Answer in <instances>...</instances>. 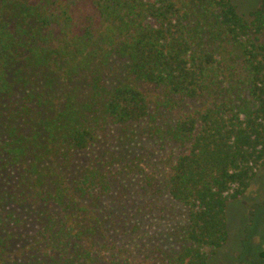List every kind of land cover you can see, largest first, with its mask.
<instances>
[{
  "label": "trees",
  "instance_id": "obj_1",
  "mask_svg": "<svg viewBox=\"0 0 264 264\" xmlns=\"http://www.w3.org/2000/svg\"><path fill=\"white\" fill-rule=\"evenodd\" d=\"M237 6L0 0V264H132L149 239L153 264H206L227 245V205L264 168V0Z\"/></svg>",
  "mask_w": 264,
  "mask_h": 264
},
{
  "label": "rangeland",
  "instance_id": "obj_2",
  "mask_svg": "<svg viewBox=\"0 0 264 264\" xmlns=\"http://www.w3.org/2000/svg\"><path fill=\"white\" fill-rule=\"evenodd\" d=\"M233 1L238 5L237 11L246 15L245 12L255 9L261 0ZM199 106L200 103L195 100L182 101L174 111L175 116ZM182 151L183 148L178 144L170 143L165 146L163 155L175 157ZM226 215L229 233L227 245L214 253L206 264H256L254 255L264 250V168L258 172L250 189L241 198L228 203ZM145 243V246L141 244L133 249L132 264H153L149 253L153 241L149 239Z\"/></svg>",
  "mask_w": 264,
  "mask_h": 264
}]
</instances>
